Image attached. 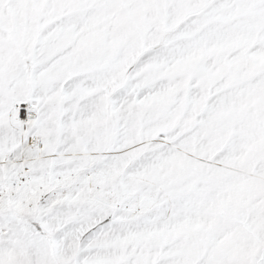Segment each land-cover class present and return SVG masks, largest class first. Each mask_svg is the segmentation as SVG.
Returning <instances> with one entry per match:
<instances>
[{
  "label": "snow or ice",
  "instance_id": "6c2138e0",
  "mask_svg": "<svg viewBox=\"0 0 264 264\" xmlns=\"http://www.w3.org/2000/svg\"><path fill=\"white\" fill-rule=\"evenodd\" d=\"M0 264H264V0H0Z\"/></svg>",
  "mask_w": 264,
  "mask_h": 264
}]
</instances>
